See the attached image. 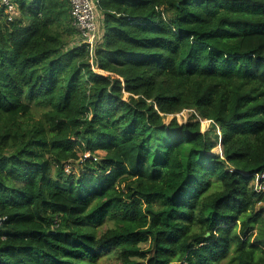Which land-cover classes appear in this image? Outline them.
<instances>
[{
	"label": "trees",
	"instance_id": "1",
	"mask_svg": "<svg viewBox=\"0 0 264 264\" xmlns=\"http://www.w3.org/2000/svg\"><path fill=\"white\" fill-rule=\"evenodd\" d=\"M10 2L0 264H264V0Z\"/></svg>",
	"mask_w": 264,
	"mask_h": 264
},
{
	"label": "built area",
	"instance_id": "2",
	"mask_svg": "<svg viewBox=\"0 0 264 264\" xmlns=\"http://www.w3.org/2000/svg\"><path fill=\"white\" fill-rule=\"evenodd\" d=\"M69 4L73 25L80 31L83 43L88 44L92 49L98 42H100L103 34L100 22L101 14L97 8L95 0H69ZM0 6L5 7L9 19L14 17L15 6L10 0H1ZM88 156L90 155L88 154ZM66 170L69 172L71 167L66 165ZM260 179H264V174L257 176L255 186L257 189L262 188L264 190Z\"/></svg>",
	"mask_w": 264,
	"mask_h": 264
},
{
	"label": "rangeland",
	"instance_id": "3",
	"mask_svg": "<svg viewBox=\"0 0 264 264\" xmlns=\"http://www.w3.org/2000/svg\"><path fill=\"white\" fill-rule=\"evenodd\" d=\"M80 42H81V39H80L79 36H77V37H74L73 40L72 39L70 40L69 45L70 46H73V45H76V44L78 45ZM43 111L44 110L39 109V108H35V107L33 108V114H34V116L36 118H40L42 116ZM189 116H190V111L189 110H185L182 113L178 114V118H179V120L181 122H184ZM208 126H209V121L208 120H202V129L203 130H207ZM218 150L220 151V148H218ZM69 166L72 169L73 165L69 164ZM74 170H75L76 173H78V168L77 167H75ZM256 182H257V180H255L254 185H255ZM226 263H227V260L224 261L223 264H226ZM99 264H117V262L111 257L104 256V257L101 258Z\"/></svg>",
	"mask_w": 264,
	"mask_h": 264
},
{
	"label": "water",
	"instance_id": "4",
	"mask_svg": "<svg viewBox=\"0 0 264 264\" xmlns=\"http://www.w3.org/2000/svg\"><path fill=\"white\" fill-rule=\"evenodd\" d=\"M208 235V234H207Z\"/></svg>",
	"mask_w": 264,
	"mask_h": 264
}]
</instances>
